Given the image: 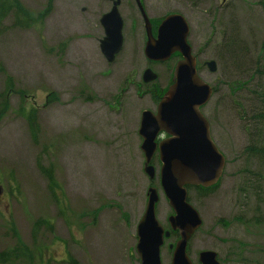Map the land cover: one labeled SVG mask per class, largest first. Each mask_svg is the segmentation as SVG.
I'll return each instance as SVG.
<instances>
[{
    "label": "rangeland",
    "instance_id": "1",
    "mask_svg": "<svg viewBox=\"0 0 264 264\" xmlns=\"http://www.w3.org/2000/svg\"><path fill=\"white\" fill-rule=\"evenodd\" d=\"M21 1L33 15L50 2ZM141 1L158 24L166 15H184L200 63L218 65L215 73L205 65L199 73L216 89L203 112L226 167L215 188L189 189L203 223L187 252L195 264L204 250L216 251L221 264H264V155L248 148L264 147V120L255 119L264 106V0ZM113 3L52 0L42 25L15 28L11 18L5 21L0 92L10 76L24 95L7 93L0 120V253L18 249L23 256L0 264H69L70 255L80 264H141L136 229L151 186L160 194L157 216L169 227L173 209L161 187V164L156 156L151 180L139 126L142 111H156L155 86L168 87L177 59H146L141 11L136 0H121L124 44L109 63L100 49V20ZM146 68L158 74L155 81H143ZM22 104L36 109L37 142ZM41 166L52 170L58 199ZM39 218L51 227L34 234ZM177 238L165 241L163 264H171Z\"/></svg>",
    "mask_w": 264,
    "mask_h": 264
},
{
    "label": "water",
    "instance_id": "2",
    "mask_svg": "<svg viewBox=\"0 0 264 264\" xmlns=\"http://www.w3.org/2000/svg\"><path fill=\"white\" fill-rule=\"evenodd\" d=\"M136 2L147 33L145 57L150 61L165 62L176 52L182 55L175 65L174 81L158 103L157 111L142 112L139 134L143 139L144 172L151 180L156 178L152 161L159 154L161 187L174 211L168 223L170 229L180 235L175 247L170 246L174 249L171 264H194L187 253V245L203 221L188 200V188L216 184L226 165L225 155L212 139L210 123L201 111V107L211 100L214 89L197 71L196 57L188 42L190 26L186 17L179 13L167 15L155 36L142 1ZM120 3L121 0H115L111 10L101 18L105 36L100 40V48L109 63L115 61L124 43V21L118 9ZM205 65L213 73L218 70L215 60L206 61ZM142 78L149 83L155 81L158 74L147 68ZM161 132L169 136L158 142ZM2 194L0 184V197ZM159 199L157 187H149L146 208L136 230V251L141 264H163L161 248L165 239L171 236V230L165 229L156 214ZM217 257L216 251L204 250L199 261L201 264H221Z\"/></svg>",
    "mask_w": 264,
    "mask_h": 264
},
{
    "label": "trees",
    "instance_id": "3",
    "mask_svg": "<svg viewBox=\"0 0 264 264\" xmlns=\"http://www.w3.org/2000/svg\"><path fill=\"white\" fill-rule=\"evenodd\" d=\"M51 1L48 2L47 4V9L39 12L37 14H32L29 10V8L21 1V0H0V33L4 32L7 28L5 21L8 18L12 19L11 26L15 28H32V27H37L39 24L42 25L44 24V20L49 12ZM262 6L264 8V3H262ZM159 21L160 20H154L153 21V26L156 29L159 26ZM263 48H264V41H263ZM179 55V54H178ZM11 92H18L19 94L24 95V92L22 90H16L14 87V81L12 77H8L6 81V87L5 90L0 92V120L3 118L5 113L7 112L9 108V96L7 93ZM154 94L156 97V101H159L160 98L163 96L165 90L159 88V86H155L154 89ZM264 97V93L262 94ZM21 109L24 111V115L29 123V128H30V133L32 136V139L37 142L40 128L39 124H37V113L36 109L34 106L30 108H26L23 104L21 105ZM263 119L264 120V106L260 112L257 113L255 119ZM249 149H252L255 155H264V147H259L257 148L255 145H250L248 147ZM41 171L47 176L50 188L52 192L54 193L55 197L58 199L56 195V187L58 186L57 180L54 177V174L52 170L47 169L43 166H41ZM218 185V183L214 186L205 188V187H196L195 189L199 192H206L208 190H211L215 188ZM49 221L46 218H39L35 223H34V229L33 233L37 234L38 230L42 226L45 227H51L49 224ZM14 235H17L16 230L14 229L13 231ZM173 235H178V232H173ZM18 249L14 250H5L0 253V262L1 263H6L10 261V263L18 261L22 258L23 256V251L17 252ZM68 263L69 264H80V262L74 258L73 256H69L68 258Z\"/></svg>",
    "mask_w": 264,
    "mask_h": 264
},
{
    "label": "flooded vegetation",
    "instance_id": "4",
    "mask_svg": "<svg viewBox=\"0 0 264 264\" xmlns=\"http://www.w3.org/2000/svg\"><path fill=\"white\" fill-rule=\"evenodd\" d=\"M112 1V3L114 2V0H111ZM195 55H196V58H197V66H198V69H199V71H200V68L202 67V63H200V61H199V59H198V55L195 53ZM178 56V54L176 53L175 54V57H177ZM180 56V55H179ZM159 88H161L162 90L163 89H165V87H159ZM205 107V106H204ZM203 107V108H204ZM167 137V135L164 133V132H162L161 133V138H166Z\"/></svg>",
    "mask_w": 264,
    "mask_h": 264
}]
</instances>
